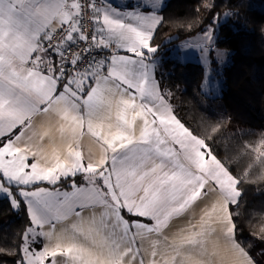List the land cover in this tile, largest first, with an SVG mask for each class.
<instances>
[{"label":"snow or ice","instance_id":"snow-or-ice-1","mask_svg":"<svg viewBox=\"0 0 264 264\" xmlns=\"http://www.w3.org/2000/svg\"><path fill=\"white\" fill-rule=\"evenodd\" d=\"M144 7L0 0V193L29 217L18 264H256L237 238L243 178L175 115L155 77L161 0Z\"/></svg>","mask_w":264,"mask_h":264},{"label":"trees","instance_id":"trees-1","mask_svg":"<svg viewBox=\"0 0 264 264\" xmlns=\"http://www.w3.org/2000/svg\"><path fill=\"white\" fill-rule=\"evenodd\" d=\"M258 2L264 0H168L160 11L164 22L152 43L159 46L155 55L165 54L214 21L218 24L212 47L230 53L221 74H212L223 79L218 97L204 92L206 68L199 61L168 59L157 75L177 117L198 135L207 133L213 151L243 178L237 238L257 264H263L256 256V252L264 254V166L255 151L264 152V9ZM226 13L231 15L224 19ZM206 102L214 107L221 104L223 112L208 108ZM80 181L76 177L77 184ZM70 182L57 186L68 187ZM28 225L25 207L15 209L6 197L0 198V264H18Z\"/></svg>","mask_w":264,"mask_h":264},{"label":"rangeland","instance_id":"rangeland-1","mask_svg":"<svg viewBox=\"0 0 264 264\" xmlns=\"http://www.w3.org/2000/svg\"><path fill=\"white\" fill-rule=\"evenodd\" d=\"M168 0H161V7L158 9V15L162 16L160 13V10L165 6L166 2ZM149 3V0H114V6L119 5L121 7V10H125L124 6L128 5L130 6V9H135L138 11H144L146 10L144 5H147ZM257 6L259 8L264 9V2H258ZM227 18L225 15L224 19ZM223 19V21H224ZM218 24H216V21H214L213 24L209 25L206 30L209 28L213 29V36L214 39L210 42H207L205 45V50L202 51L199 45L205 44L204 40V33H199L196 36L190 38L188 41L179 43L176 46H173L172 48L169 49L167 53H162L161 55H158L156 58L157 62V67L158 71L157 73L161 70L163 67L164 61L168 59H172L174 62H185L187 60H192V61H199L201 62L205 68H206V82L204 84V92L206 95L211 94V98L215 99L220 95L222 85H223V79L222 77H213L212 74L216 71V74L218 75L221 74V71L223 67L227 66V63L230 61L229 57V51L221 48H215L214 47V53L213 56H211L212 52V45L215 43L217 39V34H216V27ZM198 52H203L202 56H198ZM213 99L212 102H213ZM208 101V100H207ZM206 106L208 108L214 109L215 112L222 113L223 108L220 105H212L209 102H206ZM5 197L3 193H0V198ZM264 251V250H263ZM256 256L260 258V260L264 264V254L261 252H256Z\"/></svg>","mask_w":264,"mask_h":264},{"label":"crops","instance_id":"crops-1","mask_svg":"<svg viewBox=\"0 0 264 264\" xmlns=\"http://www.w3.org/2000/svg\"><path fill=\"white\" fill-rule=\"evenodd\" d=\"M161 11V10H160ZM214 46V45H213ZM212 48H214V47H212ZM197 55H203V52H198L197 53ZM158 55H155V57H157ZM157 71H158V67L156 66V72H155V77H156V80L159 82V79H158V75H157ZM159 85H160V82H159ZM160 88H161V86H160ZM162 90V89H161ZM162 92H163V90H162ZM164 93V92H163ZM166 98L169 100V98L166 96ZM169 102H170V100H169ZM171 104V103H170ZM172 106V105H171ZM172 108H173V106H172ZM173 110H174V108H173ZM175 112V111H174ZM175 115H176V113H175ZM177 116V115H176ZM178 118V117H177ZM179 119V118H178ZM182 122V121H181ZM92 142H91V139L86 135L84 138H83V144L85 145V146H87V145H90ZM79 177V176H78ZM79 178H81V181H80V183H78V184H81V183H83V180H82V177H79ZM44 186H47V187H51L50 185H47V184H45ZM57 187H59V188H61V189H68V187H63V186H57ZM68 190H70V189H68ZM193 211V213H198L199 212V208H195L194 207V209L192 210ZM187 218H188V216L186 215V216H184V217H181V218H177V219H175L172 223H173V225H174V227L171 229V231H175L176 230V227H179V226H183L184 225V223L186 222V220H187ZM154 239H157V237L156 236H151V237H148V238H146L143 242H142V246H143V248H145V249H150V244H151V241L152 240H154ZM39 243H43V241L41 240ZM38 245L37 244H34L33 245V247L35 248V247H37ZM251 255V254H250ZM253 258V257H252ZM58 259L59 260H62V259H64V258H62V257H58ZM254 259V258H253ZM254 261L256 262V264H257V261L254 259Z\"/></svg>","mask_w":264,"mask_h":264},{"label":"built area","instance_id":"built-area-1","mask_svg":"<svg viewBox=\"0 0 264 264\" xmlns=\"http://www.w3.org/2000/svg\"><path fill=\"white\" fill-rule=\"evenodd\" d=\"M82 2H84V0H82ZM90 16L91 14L89 12H85L83 14V19L81 20L82 30L85 31L86 33L92 32L94 28V24L92 20L90 19ZM84 47L85 45L81 42L78 48L76 46H73L72 51L73 52L82 51Z\"/></svg>","mask_w":264,"mask_h":264}]
</instances>
